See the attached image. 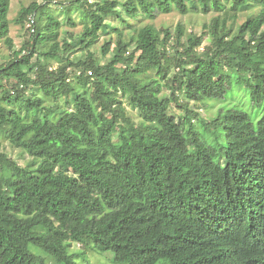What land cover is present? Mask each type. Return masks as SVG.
<instances>
[{"label": "trees", "instance_id": "obj_1", "mask_svg": "<svg viewBox=\"0 0 264 264\" xmlns=\"http://www.w3.org/2000/svg\"><path fill=\"white\" fill-rule=\"evenodd\" d=\"M10 2L0 133L31 160L0 144V264H44L31 247L77 264L72 243L126 264H264V0H32L13 19ZM173 11L217 15L199 33L144 22ZM233 85L255 114L204 117Z\"/></svg>", "mask_w": 264, "mask_h": 264}, {"label": "rangeland", "instance_id": "obj_2", "mask_svg": "<svg viewBox=\"0 0 264 264\" xmlns=\"http://www.w3.org/2000/svg\"><path fill=\"white\" fill-rule=\"evenodd\" d=\"M32 0H11L10 2V10L8 17L13 19L21 6L27 5ZM59 1V0H55ZM62 1V0H61ZM70 8V6H66V9ZM73 17L77 22V26L75 28H68L67 25L63 26V30H69L74 33H77L81 28V21L79 18V12L75 9L73 10ZM57 15L64 20V11L57 10ZM217 15V13L211 11L208 13H202L198 11L197 13H190L187 15H182L178 12H170V13H157L154 19H145L144 22H152L155 26L160 27L164 26H175L177 23H182L187 31H197L198 33L202 29V25L204 22H209L213 16ZM245 18V14L241 16V18L237 21V23H241ZM26 27L20 26L18 24L12 23L10 25L9 35L13 39L14 45L16 48L20 47L25 36H26ZM105 37V36H104ZM126 37V36H125ZM208 40L205 41L207 43ZM102 42V38L96 44V47ZM8 51L3 43H0V64L7 60ZM193 104V102H191ZM196 107L200 108L201 114L204 117L212 116L218 109L219 106L224 107H238V109L245 110L249 114H255L257 107L254 106L251 97L248 93L238 89L234 85L229 88L225 94V96L221 99H216L213 101H205L203 103H197ZM128 113L132 116L134 120H138V113L133 110L130 106L126 105ZM0 144L1 150L7 153L12 158L16 159L20 164L26 165L31 157L25 151L16 148L10 144L8 140L0 133ZM33 253L41 256L44 259V264H66L64 262H57L52 257L47 255L41 248L31 247L30 249ZM81 251H85V253L74 256L73 260L77 264H126V263H118L114 260V254L112 251H98L96 249H85L81 247L80 244L72 243L71 247L68 249L70 254L78 253Z\"/></svg>", "mask_w": 264, "mask_h": 264}]
</instances>
